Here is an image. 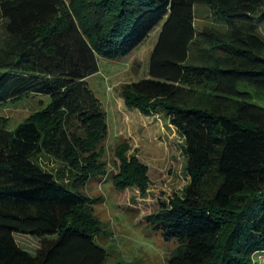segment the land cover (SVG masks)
<instances>
[{
	"label": "trees",
	"instance_id": "16d2710c",
	"mask_svg": "<svg viewBox=\"0 0 264 264\" xmlns=\"http://www.w3.org/2000/svg\"><path fill=\"white\" fill-rule=\"evenodd\" d=\"M198 6L216 27L196 31ZM157 27L147 78L121 98L181 136L189 185L145 221L176 240L167 264H253L264 253V107L240 90L264 94V0H0V108L50 100L12 131L0 118V264H105L82 190L105 175L107 127L85 80L98 57H127ZM129 150L112 149L115 189L145 196L147 167ZM44 156L60 170L39 166ZM14 234L40 238L34 256Z\"/></svg>",
	"mask_w": 264,
	"mask_h": 264
},
{
	"label": "rangeland",
	"instance_id": "374dc122",
	"mask_svg": "<svg viewBox=\"0 0 264 264\" xmlns=\"http://www.w3.org/2000/svg\"><path fill=\"white\" fill-rule=\"evenodd\" d=\"M194 24L197 32L204 26L218 25L200 6L195 8ZM159 29L152 31L127 57L113 61L98 57V72L85 80L105 114L107 127L103 156L105 175L88 179L82 190V194L93 201L94 214L102 227L94 242L106 251L105 264H167L177 246L176 240H165L145 218L158 212L161 205L183 199L189 185L183 140L160 114L146 117L137 110H127L121 98L123 85L147 78L149 58ZM259 33L264 39V27L259 28ZM240 90L252 95L249 102L264 107V94H255L253 88L245 85L240 86ZM49 102L46 96L33 95L0 108V118L6 120V129L12 131L31 114L46 108ZM121 141L129 143L128 156H135L147 167L145 196H140L135 188L122 192L115 189L112 176L117 173V160L113 158L112 149ZM38 165L53 173L62 166L45 156L38 159ZM13 237L22 251L35 255L40 238L23 234ZM253 264H264V253L255 255Z\"/></svg>",
	"mask_w": 264,
	"mask_h": 264
}]
</instances>
